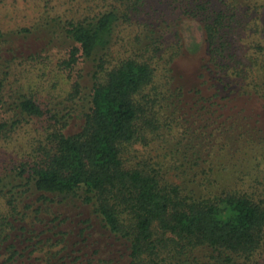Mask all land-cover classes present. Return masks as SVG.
Segmentation results:
<instances>
[{
  "label": "trees",
  "instance_id": "1",
  "mask_svg": "<svg viewBox=\"0 0 264 264\" xmlns=\"http://www.w3.org/2000/svg\"><path fill=\"white\" fill-rule=\"evenodd\" d=\"M43 1L31 29L0 30L1 65L20 52L18 38L46 35L68 43L69 68H91V85L80 72L77 132L70 111H55L46 145L0 173V264H259L264 128L236 101L264 102V0ZM180 27L187 51L204 54L192 105L184 89L156 82L163 54L165 65L180 56ZM9 76L0 79V143L52 113L24 89L5 94ZM183 104L200 128L178 136ZM71 206L90 208L77 233L64 228ZM96 225L110 248L92 239Z\"/></svg>",
  "mask_w": 264,
  "mask_h": 264
},
{
  "label": "rangeland",
  "instance_id": "2",
  "mask_svg": "<svg viewBox=\"0 0 264 264\" xmlns=\"http://www.w3.org/2000/svg\"><path fill=\"white\" fill-rule=\"evenodd\" d=\"M66 2H70V0H55L53 4L60 6V9H65L68 7L67 5L64 6V3ZM42 3H44L43 0H4L0 3V30L9 32L22 28L31 29V27H33L42 16V12L44 11ZM185 21L189 22L188 20ZM193 24L197 27L196 23ZM180 30L182 35L180 37H183V47L180 56L177 57L176 60L174 58L172 64L165 65L168 56L166 52L163 54V62L160 64V71L156 82H168L173 88L184 89L187 102H190L192 105L193 95H191L190 92L197 87L199 82H201L198 77L202 71L201 65H203L204 54L203 50H200L196 55L190 54L187 51L186 41L182 34V27H180ZM137 31V28H133L132 33L123 31L124 33L122 34L125 41L116 45L115 50H122V46L129 43L127 37L133 38ZM172 33L173 32L168 31L167 35L176 36V34ZM46 37L47 36L44 35L38 38H35L34 36L26 39L18 38L16 46H18L20 52H18L14 58L13 56H6V58L9 59L7 61H9L10 67H4L0 63V79H3L6 74L10 75L9 79L6 80L5 94L10 95L14 91L24 89L27 94L31 95L47 113L50 111L52 112L51 114L46 115L43 120L31 121V123L24 125L23 128L19 130L17 134L11 136L8 141L0 143L1 174L4 173L3 169L6 164L12 162L11 160L14 159L15 161H18L22 156L32 153V150H36L39 146L46 145L48 135V131L46 130L47 127H51V125L54 126V121L51 119V115L54 114L55 111H62L63 113L71 112V115L73 116L69 129L71 133L77 132L83 124L81 118L82 103L78 102L80 101L79 99L76 101L77 105L73 104V98L75 96L76 82L81 74L85 76L82 81L84 88L86 89L87 86L90 87L91 68L89 66L87 67L82 61H80L76 67L69 68L66 65V62L69 61L70 57L68 43H66V41L63 42L56 40L53 44H49V40H47ZM173 39L174 37L168 40V43H170L171 46L174 45ZM174 49L175 48H172L170 51L172 52ZM38 53L41 54L38 56ZM83 96H85V91ZM236 104L247 109L249 114L255 115V119L259 121L260 125L263 126L262 128H264L263 101H259L258 99H238ZM183 107H185L189 113L185 117H183V115H181L182 117H178L179 115L175 116L181 125L174 126L176 127L175 132L178 136H180L182 132L184 133L190 130L191 127L193 130L200 128L189 124L190 118L197 113V110L190 112L189 109L192 108L191 106L189 108L183 104ZM192 109H194V107ZM0 113L2 116H6L4 115L5 112L3 110H0ZM196 122L200 126L202 119H198ZM198 131L200 132L202 130L200 129ZM202 140H205V138L201 137L200 139H197L199 142H202ZM158 144L159 143H156L150 147L154 154L159 151ZM171 157L174 161H177L181 156L178 154L170 156L169 154L167 160L170 161ZM172 176H174L175 179V172H172ZM0 204L5 209H8L7 200L4 198L3 200L0 199ZM69 209H72L69 210L70 213L63 210V213L69 217L64 228L77 233V230L82 227V219L89 218L90 208L84 207V209H74L71 206ZM39 229L40 232L44 230L43 228ZM94 231V238L92 239L95 241L97 239L102 240L100 246L110 248L108 245L112 241L101 236L102 231L98 225H96ZM70 238H72V236H70ZM89 251L91 252V249H89ZM258 262L259 264H264V252L260 255Z\"/></svg>",
  "mask_w": 264,
  "mask_h": 264
}]
</instances>
